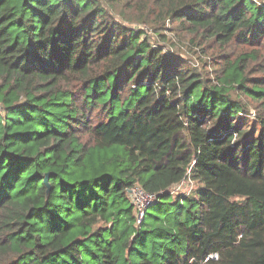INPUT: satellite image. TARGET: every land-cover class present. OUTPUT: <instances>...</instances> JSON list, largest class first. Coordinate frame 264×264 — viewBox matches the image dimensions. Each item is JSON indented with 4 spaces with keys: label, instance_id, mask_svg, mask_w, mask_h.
I'll list each match as a JSON object with an SVG mask.
<instances>
[{
    "label": "trees",
    "instance_id": "obj_1",
    "mask_svg": "<svg viewBox=\"0 0 264 264\" xmlns=\"http://www.w3.org/2000/svg\"><path fill=\"white\" fill-rule=\"evenodd\" d=\"M106 1L215 77L102 0H0V264H264V0Z\"/></svg>",
    "mask_w": 264,
    "mask_h": 264
},
{
    "label": "rangeland",
    "instance_id": "obj_2",
    "mask_svg": "<svg viewBox=\"0 0 264 264\" xmlns=\"http://www.w3.org/2000/svg\"><path fill=\"white\" fill-rule=\"evenodd\" d=\"M136 2H139V0ZM140 2L143 3V1ZM102 4L105 5L112 17L120 24L130 29L144 31L145 34L142 37L147 35L146 37H149L150 43H153L155 47L161 46L166 53H174L176 56L186 59L191 66L198 67L199 71L204 75L212 79L215 77L216 71L214 70L217 64L212 53L204 51L205 47L194 44L190 39L191 35L183 33L177 22H173L170 18H167L160 23H146L142 21L144 18L139 20L136 6H124L121 4L117 8H114L108 5L106 0H102ZM250 115L251 118L254 117V109L250 111ZM197 188L198 183L188 178L182 183L175 185L171 189V192L174 196L178 194H194Z\"/></svg>",
    "mask_w": 264,
    "mask_h": 264
},
{
    "label": "built area",
    "instance_id": "obj_3",
    "mask_svg": "<svg viewBox=\"0 0 264 264\" xmlns=\"http://www.w3.org/2000/svg\"><path fill=\"white\" fill-rule=\"evenodd\" d=\"M135 205L137 222H141L144 218L147 208L156 200L157 196L146 192L140 185L129 190Z\"/></svg>",
    "mask_w": 264,
    "mask_h": 264
},
{
    "label": "water",
    "instance_id": "obj_4",
    "mask_svg": "<svg viewBox=\"0 0 264 264\" xmlns=\"http://www.w3.org/2000/svg\"><path fill=\"white\" fill-rule=\"evenodd\" d=\"M46 182H48V179L46 178Z\"/></svg>",
    "mask_w": 264,
    "mask_h": 264
}]
</instances>
